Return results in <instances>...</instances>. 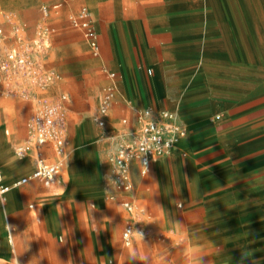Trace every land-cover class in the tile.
Returning a JSON list of instances; mask_svg holds the SVG:
<instances>
[{"label":"rangeland","instance_id":"1","mask_svg":"<svg viewBox=\"0 0 264 264\" xmlns=\"http://www.w3.org/2000/svg\"><path fill=\"white\" fill-rule=\"evenodd\" d=\"M60 1L0 0V24L5 26L11 37H14V26H21L28 38H34L41 19L40 9L44 4L48 6L47 20L54 33L46 52V67L58 74L60 79L57 86L41 93L49 95L61 91L68 96V133L72 132L74 137L86 119H91L93 126L99 129L96 125L98 101L105 88L109 87L108 73H116L111 65L116 54L127 71L135 73L142 68L140 57L150 60L153 56L159 61V67L163 65L164 50L170 48L176 59L188 57L186 63L175 67L188 73L206 68L219 90L232 82V73L243 75L250 72L251 82L256 85L260 83L259 76L264 78V67H259L252 51L264 47V32H260L264 29V0L246 1L249 12L246 17L236 11L240 6L233 0H215V6L190 0L184 16L170 17L175 25L172 29L155 31L144 26L152 17H117L113 7H92L87 0L54 9ZM83 4L92 12L96 33L97 30L102 33L99 50L72 27L71 16ZM212 9L220 15L213 17L210 14ZM7 17L11 20L9 24L5 23ZM101 21H106L107 25L117 21V24L111 26L113 29L108 32L98 27ZM129 22L135 24L133 32L126 28ZM178 28H183V33H178ZM198 46H207L219 59L231 52L237 63L210 61L202 65L200 61H192L189 54ZM147 68L150 75L156 67L150 64ZM9 99L27 106L25 129L21 134L15 132L20 138L15 148L18 156L21 148L27 145L31 105L21 99ZM124 99L128 100V97ZM217 105H220L219 102ZM125 116L127 113L117 107L114 109V120ZM10 135L13 133L10 132ZM74 147L71 138L69 161ZM106 152L100 169L110 186L108 175L111 171L107 168V160L112 151L108 144ZM28 157L36 161L35 148L30 149ZM68 162L59 178L48 186L54 197L51 205L57 202L65 204L34 212L39 220L37 225L42 227V232L54 235L60 251L55 257L37 259L36 264H264L263 225L239 222L225 207L217 211L198 205L194 199L196 194L188 189L189 186L187 189L177 188L168 170L160 176L161 188L155 178L152 184L147 186L146 182L142 185L137 193L140 203L153 214L155 222L145 235L137 236L131 246H125L121 233L130 216L108 201V196L112 194L109 190L103 191L105 204H99L95 195L68 196ZM186 180H189L188 174ZM141 256L148 259L142 261ZM27 259L32 260L30 257Z\"/></svg>","mask_w":264,"mask_h":264},{"label":"crops","instance_id":"2","mask_svg":"<svg viewBox=\"0 0 264 264\" xmlns=\"http://www.w3.org/2000/svg\"><path fill=\"white\" fill-rule=\"evenodd\" d=\"M78 1L80 0H61L54 5V9ZM188 1L190 0H87L92 7L96 5L100 9L107 5L113 7L117 17L124 15L152 17L144 24L151 31L172 29L175 25L172 24L170 17L184 16L189 6ZM233 1L240 6L237 12L242 13L244 17L249 15L246 5L248 0ZM200 2L215 6V0ZM44 6L46 5L40 9L41 19L38 28L45 22L49 25L42 12ZM82 7L89 9L83 4L72 16ZM210 14L213 17L220 15L216 9H212ZM116 22L107 25L106 21H101L98 27L111 32L113 29L111 26H115ZM126 28L133 32L135 24L129 22ZM176 30L178 33L184 31L183 28ZM260 32H264V29H260ZM97 33L98 45L101 48L102 33L100 30H97ZM256 49L252 50L256 56L254 58L262 68L264 47ZM250 51L249 49V55ZM189 55V59L200 61L202 65L210 61H223L232 65L237 63L233 53L230 52L227 57L219 59L207 46H198ZM150 58L149 60L140 57L142 68H138L135 73L127 71L118 54L112 60L111 65L116 70V79L111 80L108 76L110 80L108 86H115L116 96L106 125L100 127L96 122L97 127L102 129L97 130L91 119H86L75 137L69 132V139L72 138L75 147L70 161V156L67 160L70 179L67 195L86 197L95 195L99 204H105L103 191L109 190L112 194L108 196V201L118 205L128 214L121 206L123 195L111 184L108 186L106 179L102 177L100 162L107 154V144L111 147V156L115 151L116 136L135 129L138 113L145 108L153 107L158 111L176 113L188 134L170 156L152 165L148 175L141 174L139 164L133 166L134 190L131 197L144 211L147 224L154 225V216L140 203L137 193L142 185L146 182L147 186L152 184L155 178L161 188L160 176L168 170L174 177L177 188L187 189L189 186L188 189L196 194L194 199L198 205H206L217 211L225 207L239 222L259 223L264 226V78L259 76L260 83L256 85L251 82L250 72H244L243 75L232 73V82L229 81L225 89L219 90L206 68L188 73L175 67L186 63L188 57L183 56L178 60L170 48L163 52V65L157 67L159 61L153 56ZM150 64L156 68L149 75L147 67ZM51 94L64 92L55 91ZM124 97H128V100ZM217 102L220 105H217ZM29 104L32 114L33 106ZM116 107L127 113V116L114 120L113 111ZM26 119L25 104L9 98L0 99V169L7 186H12L24 177L32 175L36 169L32 157L22 159L15 153L16 145L20 141L15 132L21 134L24 131ZM10 132L13 133L12 136ZM46 153L49 161L54 162L53 152L47 150ZM107 161V168L111 171L109 158ZM110 174L108 179L111 180ZM146 177L149 178L144 181ZM50 184L52 183L39 180L30 181L28 184L13 188L7 194L6 201L0 202V264H36L37 259L41 260L44 256L51 255L55 257L60 251L54 235L42 232V227L37 225L39 220L34 215L35 210L40 212L48 206L58 208L60 204H65L57 202L51 205L54 197L48 188ZM113 196L114 200L111 199ZM44 241L47 243L44 244ZM28 257L32 260H28Z\"/></svg>","mask_w":264,"mask_h":264},{"label":"built area","instance_id":"3","mask_svg":"<svg viewBox=\"0 0 264 264\" xmlns=\"http://www.w3.org/2000/svg\"><path fill=\"white\" fill-rule=\"evenodd\" d=\"M42 12L47 19L48 6H44ZM5 23H11L10 18L7 17ZM71 24L73 28L83 32L93 48L99 50L98 34L87 7H82L72 16ZM13 31L14 37H11L4 25L0 24V99L15 98L32 104L27 145L21 148L18 156L26 158L33 147L37 159L34 173L12 186L4 183L3 172L0 169V202L6 201L7 194L13 188L28 184L30 181L54 183L70 156L66 118L68 96L41 93L56 86L60 79L58 74L46 67V52L54 29L45 22L39 26L34 38L26 36L24 27L14 26ZM108 76L111 80L116 79L115 73H109ZM115 96L114 85L105 88L96 117L100 127L107 123ZM187 134L176 113L148 107L138 113L135 129L116 136L115 151L110 156L109 163L111 185L123 195L121 206L130 215L122 231L125 246H131L137 236L145 235L150 228L144 211L131 197L134 190L133 166L139 164L141 174L148 175L152 165L170 156ZM47 150L53 152L54 162L49 161ZM111 199L114 200L115 196Z\"/></svg>","mask_w":264,"mask_h":264},{"label":"clouds","instance_id":"4","mask_svg":"<svg viewBox=\"0 0 264 264\" xmlns=\"http://www.w3.org/2000/svg\"><path fill=\"white\" fill-rule=\"evenodd\" d=\"M140 259H141L142 261H146L148 258H147L146 256H141Z\"/></svg>","mask_w":264,"mask_h":264}]
</instances>
